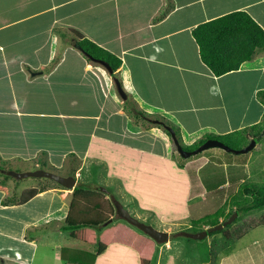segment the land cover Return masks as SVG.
I'll return each mask as SVG.
<instances>
[{
  "label": "crops",
  "instance_id": "obj_1",
  "mask_svg": "<svg viewBox=\"0 0 264 264\" xmlns=\"http://www.w3.org/2000/svg\"><path fill=\"white\" fill-rule=\"evenodd\" d=\"M170 2L172 9L154 22L167 0H0V158L11 169L29 162L34 171L74 177L75 186L104 188L132 217L168 233L167 242L154 241L155 264H178V251L185 257L195 248L189 241L179 247L180 237L190 238L174 228L208 214L205 193L232 188L227 157L211 151L203 162H179L163 130L133 122L111 73L73 46L71 30L121 59L126 95L175 125L186 146L254 125L264 114L256 98L264 90V49L237 71L214 77L191 35L197 25L234 11H245L264 29V0ZM43 180L20 188H46L22 205L2 206L8 189L0 185L1 260L33 264L39 228L53 223L61 231L74 188ZM174 201L179 207L170 206ZM219 211L222 223L230 212ZM116 218L102 231L127 224ZM92 235L95 241L93 229L82 237ZM94 255L69 257L68 264H139L136 251L116 242Z\"/></svg>",
  "mask_w": 264,
  "mask_h": 264
},
{
  "label": "trees",
  "instance_id": "obj_2",
  "mask_svg": "<svg viewBox=\"0 0 264 264\" xmlns=\"http://www.w3.org/2000/svg\"><path fill=\"white\" fill-rule=\"evenodd\" d=\"M171 9V2L167 0L166 7L160 10L153 18V21H161ZM71 33L73 35V46L86 56L88 61L94 63L103 61L108 64L114 81L120 82L118 70L122 63L121 59L85 38L80 32L71 30ZM191 35L198 47L201 62L214 77L237 71L242 63L253 59L257 50L264 49V29L245 11L230 12L201 23L191 31ZM256 98L264 106V90L258 91ZM123 104L136 125L145 123L163 130L175 150L176 147L171 135L165 127H169L174 131L175 137L184 151H192L209 139L220 141L232 150H239L245 148L252 140H255L256 146L264 135L263 114L262 119L254 125L224 135L206 134L194 144L186 146L182 142L179 129L170 121L162 116L150 115L140 110L129 95H127V99ZM154 121H157V123H154ZM8 166L9 163L0 158V173L4 172L1 174L5 179L11 178L5 174V172L10 171ZM57 186L61 188L60 185L57 184ZM45 190V187L25 189L20 193L17 200L9 196L4 197L1 205H22L36 194ZM243 194L250 201L240 208L239 202H237V209L233 211L238 214L236 219L222 230L208 234L209 236L220 234L223 240L233 241L242 238L246 234L247 228L253 229L258 225H264V217L255 220L248 218L244 225H236L239 214L247 215L264 208V185L254 184L251 188H244ZM115 217V208L111 200L106 197V194L99 192L96 188L85 189L80 185H76L70 195L68 213L63 221L62 229L69 231L70 237L73 239L96 244L97 255L104 251L107 244L116 242L136 251L139 257V264H155L153 256L155 252L154 241L139 230H135L128 224H120L118 229L115 227L113 230L102 231L113 222ZM89 229L97 232L95 241L94 232H92V239L82 237L86 230ZM114 239L115 241H112ZM213 253L212 250L210 254Z\"/></svg>",
  "mask_w": 264,
  "mask_h": 264
},
{
  "label": "rangeland",
  "instance_id": "obj_3",
  "mask_svg": "<svg viewBox=\"0 0 264 264\" xmlns=\"http://www.w3.org/2000/svg\"><path fill=\"white\" fill-rule=\"evenodd\" d=\"M162 131V130H161ZM163 132V131H162ZM170 140V139H169ZM171 148L175 154V157L179 162H184L187 158H182L178 152L173 147L172 142L170 141ZM241 150V149H239ZM211 151H216L217 153H224L227 159H222L229 165V171L232 178V188L229 190H224L217 192L218 190L213 189L211 193H205L202 197L204 201L203 210L207 211L208 214L203 216V219L200 222L192 223H184V226H179L178 228H174L177 230L184 231L185 233L193 234L202 231V225L208 224L209 228L219 224L218 223V214H216L217 210L222 208L229 209L230 216L227 218V221L237 209V202H239V208L242 207L245 203H248L250 200L248 197L246 198L243 194L244 188H251L255 185H264V135L262 140L257 143V145L251 151L245 154H233L229 152H224L220 148H211L205 150L199 154L194 156H190L189 159L199 160L198 163L203 162V158H205L208 153ZM237 151V150H236ZM196 166V164L194 165ZM11 169V166H8ZM30 170V171H25ZM194 170V168H193ZM10 171L23 173V172H33L34 167L31 163L26 162L22 164L14 163L12 164V169ZM2 173V172H1ZM0 173V185L6 186L8 189V195L10 198L18 199L20 195L21 187H29L32 186L38 179L50 183H54L52 180L47 178H24V179H5ZM222 173V172H221ZM221 180L220 182H222ZM78 182V180H77ZM5 184V185H4ZM84 188L89 185L83 184L81 181L79 182ZM19 186V187H18ZM105 186V185H104ZM18 187V188H17ZM102 187V186H101ZM90 188V187H89ZM108 190L109 188L106 187ZM214 188V187H213ZM167 192L172 191V188H166ZM175 191V190H174ZM182 190H179V193ZM224 193V194H223ZM181 195V194H179ZM212 198V199H211ZM215 198H218L215 201ZM117 199V198H116ZM114 199L116 202H118ZM156 200L163 201L162 198L155 197ZM197 200H193L192 202L196 203ZM119 203V202H118ZM170 204L171 207L177 208L179 204L174 201ZM162 205V204H159ZM126 206V205H125ZM219 211V212H220ZM233 212V213H232ZM237 214V213H236ZM238 215V214H237ZM264 217V208L259 211L251 212L247 215L238 216V221L236 225H244L248 218L261 219ZM117 219L116 217L114 218ZM236 219V217H235ZM234 219V220H235ZM122 223H125L124 220H121ZM194 222V223H193ZM143 224H148L150 226V222H142ZM145 224V225H146ZM154 224V223H153ZM152 224V225H153ZM55 224H49L44 227L39 228L38 236L34 237L37 242V251L33 264H68L69 257L75 256H84L82 257L88 259L91 255L92 259H95L94 251H96L97 246L95 244L88 245L82 244L76 240L71 239L68 236V233L64 232L61 228V231H58L59 227H55ZM213 225V226H212ZM190 226V227H189ZM189 227V228H188ZM208 228V229H209ZM114 229V228H113ZM112 229V230H113ZM135 230H138L134 227ZM141 232V231H140ZM29 236L34 234L28 233ZM215 239L219 240L217 242L211 241ZM186 241H189V245H195L192 249L188 250V252L184 253L185 257L180 256V251H176V259L178 264H210L212 262V255L214 257L213 264H218L221 260L224 264H264V225H258L253 229H246V234L238 239L233 241H225L223 240L220 234H216L214 236H207L203 240H192L185 239L180 237L178 246L185 244ZM213 250V254L210 252ZM175 253V252H174ZM230 253V254H229ZM229 254V256L223 258ZM232 255V256H231ZM223 258V259H222ZM216 260V263L214 261ZM0 264H12L8 261H4L0 259ZM71 264V263H70Z\"/></svg>",
  "mask_w": 264,
  "mask_h": 264
},
{
  "label": "water",
  "instance_id": "obj_4",
  "mask_svg": "<svg viewBox=\"0 0 264 264\" xmlns=\"http://www.w3.org/2000/svg\"><path fill=\"white\" fill-rule=\"evenodd\" d=\"M100 65H102L108 72H111L108 64H106L103 61H99L98 62ZM115 83V87L117 90L118 95L120 96V98L125 101L127 99V95L122 87V85L120 84V82L118 81H114ZM154 123H157V121H154ZM165 129L170 133L171 138L173 140L174 146L176 147V150L178 152V154L182 157V158H189L190 156H194L196 154H199L205 150L211 149V148H220L225 152H229V153H233V154H245L249 151H251L252 149H254L255 147V140H252L245 148L241 149V150H232L229 147H227L226 145H224L222 142L214 140V139H209L206 140L203 144H201L200 146H198L196 149L192 150V151H184L181 146L179 145L174 131L172 129H170L169 127H165ZM4 173V172H2ZM6 175H8L9 177H12L14 179H24V178H47L50 179L52 181H54L55 183H57L58 185H60L61 187L65 188V189H73L76 183V180L74 177H61L59 175L53 174V173H49L46 172L44 170H37L34 172H23V173H17V172H13V171H7L5 172ZM99 192L102 193H106V190L104 188H99L98 189ZM111 202L115 208L116 211V216L119 219L124 220L127 224L131 225L132 227L137 228L139 231H141L144 235L148 236L150 239H152L153 241H155L158 244H162L168 241V233L164 232V231H158L148 225L143 224L142 222L138 221L136 218L132 217L129 212L124 209V207L116 202L113 198H111ZM237 216L236 213H234L227 221H224L222 223H219L205 231H201V232H197V233H193V234H189V233H184L182 232L181 234L187 238L193 239V240H203L207 237L208 234L216 232V231H220L222 230L225 226L231 224L235 217Z\"/></svg>",
  "mask_w": 264,
  "mask_h": 264
}]
</instances>
